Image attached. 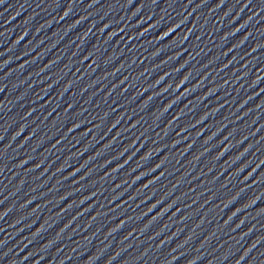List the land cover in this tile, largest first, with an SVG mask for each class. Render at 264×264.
I'll list each match as a JSON object with an SVG mask.
<instances>
[{
	"label": "water",
	"instance_id": "obj_1",
	"mask_svg": "<svg viewBox=\"0 0 264 264\" xmlns=\"http://www.w3.org/2000/svg\"><path fill=\"white\" fill-rule=\"evenodd\" d=\"M193 264H264V257H252L230 260L209 261Z\"/></svg>",
	"mask_w": 264,
	"mask_h": 264
}]
</instances>
